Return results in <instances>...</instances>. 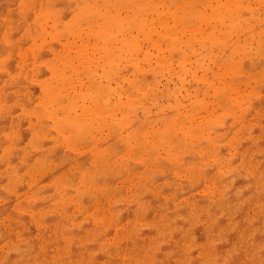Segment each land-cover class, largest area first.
I'll return each mask as SVG.
<instances>
[{
	"label": "rangeland",
	"instance_id": "374dc122",
	"mask_svg": "<svg viewBox=\"0 0 264 264\" xmlns=\"http://www.w3.org/2000/svg\"><path fill=\"white\" fill-rule=\"evenodd\" d=\"M136 1L0 0V80L10 61L31 65L38 47L58 45L67 79L51 94L74 113L90 105L98 119L63 157L54 146L69 127L48 131L35 166L28 144L18 153L22 139L0 135V264H264V0H251L241 22L219 0ZM25 85L10 88L26 97ZM19 104L9 106L16 115ZM98 155L125 165L108 164L99 186L84 170L95 174L85 163Z\"/></svg>",
	"mask_w": 264,
	"mask_h": 264
},
{
	"label": "bare ground",
	"instance_id": "6f19581e",
	"mask_svg": "<svg viewBox=\"0 0 264 264\" xmlns=\"http://www.w3.org/2000/svg\"><path fill=\"white\" fill-rule=\"evenodd\" d=\"M130 1L134 2L136 0H130ZM138 1L140 2L139 7L143 6L142 8H144L145 5H149L151 3L150 0H138ZM193 1L194 0H173V2L176 3V5L179 4L180 6L192 3ZM207 1H209V0H207ZM244 1L247 2V6L244 5ZM250 1L251 0H219V3L222 5H225L228 3H233L235 6V9L237 7V12H235V10L228 7L224 14L228 15L232 21L237 20L238 22H241L243 19L248 17L253 12V10L251 9V6L249 5ZM72 2H74V1H72ZM71 8L72 7H70V9ZM83 8H84V6H83ZM73 9H74V10H72V11H74V12H72L73 21H72V23H70V25H68V28L73 29V32L77 33V32H79L78 26H79V24H81L77 21H78V19H80L79 21L81 22L82 21L81 19L83 17V16H81V17L79 16V14L82 13V11H81L82 7L80 10L81 12H79L78 11L79 9H77L75 7H73ZM84 13H87V12H84ZM104 16L108 17L107 14ZM140 16H142V15H140ZM105 17H104V19H105ZM137 19H136V23H138L140 21L141 24H143L142 23L143 19H140V18H137ZM69 22H71V21H69ZM117 22H119V21H117ZM120 22L118 23L117 26H119L121 24ZM140 22H139V24H140ZM104 23H105V20H104ZM139 24L138 25L136 24V25L139 26ZM107 28H109V27H107ZM106 29H105V33L107 34ZM36 32H41V30L39 29ZM70 32H71V30H67L66 34H69ZM197 33L200 34L199 31ZM61 34H63L62 31H61ZM109 37H110V34L107 35V38H109ZM29 39H30V42L33 41L32 37H29ZM137 42H138V36L133 37V38L131 37L130 43L128 42L125 44H127V47L128 46L130 47V50H132V48L136 50L138 48ZM45 48H46V45H45V47H44V45H43V47H38V50L41 52V54L43 56H42V58H39V59L37 57L32 58L34 63L31 64V65L39 64L40 66H42V69L44 70V72H42L41 75H38V77H35L33 70L31 69L30 64L28 65V64L24 63L22 65L20 63H16L15 60H13V61L9 62V65L12 63V64H14V67H11L9 70L5 71L6 74L3 76V79L0 80V119H1V121H0V135L8 136V137L11 135H15V137H17V139H22V142L18 146L13 147V150H15V152H18V153L24 152L25 153V151H26L25 147L27 146V144L31 147V155L26 157V160L28 162L27 165H29L30 163H31V165H34V164L37 165L38 163H42L45 160V155L47 154L48 151L44 149L45 145L44 146L39 145V141L41 139H43L44 135L47 134L48 131H51V130L54 131V130L62 128L63 126H66V125L69 127V130H70L69 133L70 134L66 137L64 136V139L63 138H60V139L56 138V140L59 139L56 141V143L58 145L54 146V150L60 155V157H63L65 154H69L75 150V147L78 145L79 136H82L81 134L84 131L83 125H85V124L88 125V123H90V122L92 123L93 119H95L94 118L95 113L93 110L94 108L93 107H92L93 109L90 108V105L87 106L85 104L83 106V109L81 108L82 110H81L80 114L78 113V111H77V113H74L73 110L72 111L70 110L68 103H71V102H67L68 99L64 98L65 95L59 97V95L51 94V90L54 87H56V83H55L56 79L62 78V81H63V79L66 80L67 75L64 74L65 73L64 69L59 66V62L62 61V57H61L62 49H60L59 46L56 45L51 52H47V50L45 51ZM104 51H105V55L107 57V60L109 59L110 63L114 62V64L115 63L117 64V61H115L114 57H113L114 50L112 51L110 48H106V50H104ZM23 53H24V51L21 48L16 53H14V57L15 58L24 57V56H22ZM25 57H28V55H25ZM87 68H88V65L85 67L84 72H86V70H88ZM106 69H107V67H106ZM87 73L88 72H86V74ZM92 73H93V71H92ZM92 73H90V74L93 75V78H97V77H94L95 72L93 74ZM69 79L71 80V78H69ZM78 79L80 80V78H78ZM95 81L93 80L94 84H96ZM16 82L19 83L21 86L22 85L26 86L25 84H28L33 89L32 93L26 97L16 96L15 92H17V91L13 88H10ZM59 82H60V80H59ZM93 82H91V83L93 84ZM68 83L70 84V81ZM92 84H91L92 88H95V87H93L94 84L93 85ZM97 84H98V82H97ZM101 84L103 85V83H101ZM104 87H102V88H104ZM98 89H99V87H98ZM96 91L94 92V94L101 96L102 93L104 91H106V89L104 91H102L101 95L99 93L96 94ZM112 91H110V93ZM92 92H93V90H92ZM100 92H101V90H100ZM72 95H73V93H72ZM78 95H79V97H81L80 94H78ZM92 96L94 97V95H92ZM110 96H111V94H110ZM94 99L96 100V101L95 100L94 101L97 102L96 96L94 97ZM15 100L20 101V104H19L20 115H16V113L9 108L11 102H13ZM77 100H78V98H77ZM94 101H93V103H94ZM83 103H80V104H83ZM46 104H48L52 107L53 106L56 107L58 105H61L63 109H66V114H64V115H67V116H65L66 118H62L61 116H59V117H61L59 119V117L54 114V112L56 110H54L53 108L52 109L54 110V112H52V111L46 112L47 109H45L43 107L44 105L46 107ZM71 106L73 107V105H71ZM99 106H100V104H99ZM101 106H103V105H101ZM108 108H110V107H108ZM57 110H58V108H57ZM111 110H112V107H111ZM107 111L109 112V109ZM41 112L45 114V116H46L45 118H48V119H46V121H41L40 119H38V115ZM41 117H42V114H41ZM103 117L101 116L100 118H103ZM22 120H26V123H22ZM90 120H92V121H90ZM104 122H106V120ZM5 123L11 124V126L9 125L10 126L9 130H4L1 128L3 125H5ZM103 124H105V123H103ZM5 126H8V125H5ZM97 128H100V127H97ZM17 130H19L20 135H17V133H16ZM58 131H61V130H58ZM52 134H54V133H52ZM175 134H176V132H175ZM171 135L172 134H170L168 136L166 135L167 137L165 136V139L167 138V140H164L165 143L168 142V137H170ZM60 137H61V135H60ZM47 138L49 139V137H47ZM64 140L68 141V143L60 145L59 143L64 142ZM48 142H49L48 145H54L55 144L53 140L48 141ZM155 147H157V146H155ZM153 150H155V148H153ZM108 156L110 157L111 154H108ZM110 160L103 157L102 155H98L94 160L88 161L85 163L86 167L92 166L91 169L93 170V173L95 172V174L93 176L91 175V172L89 171V169L85 168L84 170L90 174L91 178L95 181V184L97 186H99L101 180L104 181V179L107 178L106 175L109 173V170L107 168L108 164H110L111 166H114V165L117 166V163H115L114 161L111 162ZM124 166L125 165L123 163L121 165H118L117 166L118 171H122ZM191 166H194V162H189L187 164V168H189ZM12 174H13V172L11 173V175ZM98 174H99V178L97 180H95L94 177H96ZM101 175H102V177H101ZM111 179H112L113 184H115V181L113 178H110L108 181H110ZM151 184H154V182L151 181ZM96 196H98V193H96ZM55 202L57 203V201H55Z\"/></svg>",
	"mask_w": 264,
	"mask_h": 264
}]
</instances>
